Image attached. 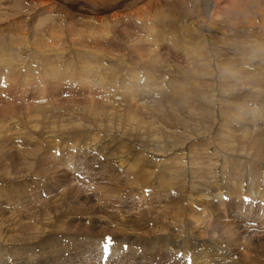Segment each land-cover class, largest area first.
Segmentation results:
<instances>
[{"label": "rangeland", "instance_id": "obj_1", "mask_svg": "<svg viewBox=\"0 0 264 264\" xmlns=\"http://www.w3.org/2000/svg\"><path fill=\"white\" fill-rule=\"evenodd\" d=\"M238 1L0 0V264H264V0Z\"/></svg>", "mask_w": 264, "mask_h": 264}, {"label": "bare ground", "instance_id": "obj_2", "mask_svg": "<svg viewBox=\"0 0 264 264\" xmlns=\"http://www.w3.org/2000/svg\"><path fill=\"white\" fill-rule=\"evenodd\" d=\"M208 1H210V2H208ZM174 2V1H173ZM251 3V2H250ZM243 4H245V3H243L242 2V4H241V6L243 5ZM178 5V4H177ZM209 6V8H211L212 7V9H211V12H212V14L213 15H216L217 13H218V11H219V8L220 9H223V8H225V7H229V11H232L233 9H237L238 7H240V2L238 1V0H204V7H206V6ZM244 8L245 7H247V5L245 4V6H243ZM262 7V6H261ZM264 10V9H263ZM228 11V12H229ZM226 13V12H225ZM218 15H216L215 17H217ZM212 18V17H211ZM238 19V18H237ZM217 21H218V19H217ZM221 21V20H220ZM215 23L216 22H214L213 21V26H215ZM217 24H219V23H216V25ZM173 25V24H172ZM175 25V24H174ZM221 25V24H220ZM227 25V24H226ZM237 25V24H236ZM212 26V27H213ZM235 26V25H234ZM173 27V26H172ZM220 27V26H219ZM218 27V28H219ZM239 27V26H238ZM221 28H223L224 29V27L222 26ZM223 29H221L222 31H223ZM237 29V28H236ZM181 30V29H180ZM220 30V31H221ZM187 31V30H186ZM218 31V30H217ZM185 32V31H184ZM239 34V33H238ZM54 37V36H53ZM90 37V36H89ZM100 37V36H99ZM194 39V38H193ZM203 39V38H202ZM237 40V39H236ZM136 41V40H135ZM202 42H203V40H201ZM197 42H199V41H197ZM201 43V42H200ZM2 44H3V42H2ZM199 44V43H198ZM202 46V45H201ZM200 46V47H201ZM215 46V45H214ZM231 46V45H230ZM193 47V46H192ZM205 46L203 45V47L202 48H204ZM236 49H237V47H235ZM240 49V48H239ZM56 50V49H55ZM192 50V49H191ZM209 50V49H208ZM211 50V49H210ZM232 50H234V49H232ZM198 51V50H197ZM202 50H200V52H201ZM205 51H206V48L204 49V52H202V55H204L205 54ZM211 51H214V53H216L215 52V50H211ZM238 51V50H237ZM242 51V50H241ZM3 52V51H2ZM208 52V51H207ZM207 52H206V54H207ZM192 53V52H191ZM220 53V52H219ZM205 54V55H206ZM238 54V53H237ZM237 54H235V55H237ZM240 54V53H239ZM243 54L244 53H241V55H239V56H237V57H235V58H238V59H240L244 64H246V60H244V58H243ZM198 55H199V53H198ZM214 55L215 54H213V53H210V57H213L214 58ZM221 55H222V53H221ZM224 55V54H223ZM234 55V56H235ZM14 56V55H13ZM160 56V55H159ZM44 57V56H43ZM196 58L198 57V56H195ZM206 57H208V54H207V56ZM206 57H204V58H206ZM232 57V56H231ZM200 58V57H199ZM261 58V57H260ZM198 59V58H197ZM212 59V58H211ZM234 58L232 57V59L230 58V57H225V59H223V62L221 63V66H222V69H224V71L226 70V73L229 71V69L230 68H228V69H226L227 67H225L226 65L228 66V64H231V62H232V60H233ZM200 60H201V58H200ZM209 60V59H208ZM220 60V59H219ZM264 60V59H263ZM197 61H199V59L197 60ZM202 61V60H201ZM205 61V64H206V66H207V60H204ZM204 61H203V63H204ZM207 61V62H206ZM210 61V60H209ZM190 62V61H189ZM200 62V61H199ZM198 62V64H200L199 65V67L201 66H203V65H201L202 63H199ZM142 63V62H141ZM190 63H192V62H190ZM211 63V62H210ZM210 63H208V65L210 64ZM10 64V63H9ZM154 64V63H153ZM158 64V63H157ZM218 64V63H217ZM220 64V63H219ZM148 65V64H147ZM192 65H193V63H192ZM211 66L210 67H212L213 68V71H216L217 73H221L220 71H219V67L220 66H218V65H215V64H210ZM196 67H197V65H195ZM167 67V66H166ZM200 67V68H201ZM3 68V67H2ZM21 68V67H20ZM194 68V67H193ZM258 68V70H259V72H263L264 71V67H263V63L261 62L260 64H259V66L257 67ZM1 69V68H0ZM28 69V68H27ZM145 69V68H144ZM175 69V68H174ZM182 69V68H181ZM185 69V68H184ZM203 69V68H202ZM211 69V68H210ZM172 70V69H171ZM192 70V69H191ZM199 70V69H198ZM197 70V71H198ZM204 70H205V67H204ZM1 71V70H0ZM128 71V70H127ZM152 71V70H151ZM168 71H170V69L168 70ZM188 71V70H187ZM193 71H195V70H193ZM200 71V70H199ZM198 71V72H199ZM219 71V72H218ZM257 71V70H256ZM172 72V71H171ZM189 72H190V70H189ZM205 72H206V70H205ZM210 72H212V71H210ZM258 72V73H259ZM1 73V72H0ZM4 73V72H3ZM6 73V75H7V73L8 72H5ZM260 73V74H261ZM9 74V73H8ZM24 74V73H23ZM165 74V73H164ZM195 73H193V75H194ZM199 74V73H198ZM200 74H202V73H200ZM225 74V73H224ZM177 75H179V74H177ZM259 74H256V76H258ZM8 76V75H7ZM6 76V77H7ZM104 76V75H103ZM190 76V75H189ZM192 76V75H191ZM199 76V75H198ZM48 77V76H47ZM167 77H169V76H167ZM170 77H172L171 75H170ZM184 77V76H183ZM186 77H188V75L186 76ZM196 76H194V78H195ZM208 77V76H207ZM159 78V77H158ZM160 78H161V76H160ZM179 78H180V76H179ZM189 78V77H188ZM191 78V77H190ZM196 78H198V79H200L199 77H196ZM20 79V78H19ZM178 79V78H177ZM182 79V78H181ZM206 79V78H205ZM194 80H196V79H194ZM193 80V81H194ZM209 80V79H208ZM23 81V80H22ZM165 81V80H164ZM185 81H187L186 79H185ZM184 81V78L182 79V84H183V82H185ZM192 81V80H191ZM167 82V81H166ZM169 82L171 83V81L169 80ZM187 83V82H186ZM177 84V83H176ZM182 84H180L179 85V87H181V85ZM185 84V83H184ZM184 84L182 85V86H184ZM188 84H189V81H188ZM188 84H186V85H188ZM191 84V83H190ZM40 85V84H39ZM42 86V85H41ZM166 86V85H165ZM178 86V85H177ZM11 87V86H10ZM172 87V86H171ZM231 87H233L232 85H231ZM234 88V87H233ZM146 89V88H145ZM178 90V89H177ZM183 90V89H182ZM231 90H232V88H231ZM186 91V90H185ZM186 95V94H185ZM189 95V94H188ZM188 95H186L187 97H188ZM192 96V95H191ZM184 97V96H183ZM169 98V97H168ZM168 98H166V99H168ZM185 98V97H184ZM187 99V98H186ZM174 100V99H173ZM169 101V100H168ZM192 101V100H191ZM168 103V102H167ZM145 104V103H144ZM182 104V103H181ZM183 105V104H182ZM187 105V104H186ZM189 106H191V105H189ZM229 106V105H228ZM234 107H236L237 108V106L236 105H233ZM171 107V106H170ZM184 107V106H183ZM190 108H192V107H190ZM224 108V107H223ZM240 108V107H239ZM156 109V108H155ZM182 109V108H181ZM192 109H194V108H192ZM191 109V111H193ZM231 109V108H230ZM187 110V109H186ZM239 110V109H238ZM190 111V110H189ZM224 111V110H223ZM130 113V112H129ZM243 113V112H242ZM127 114V113H126ZM104 115H106L105 113H104ZM155 116H157L156 114H155ZM160 116V115H159ZM238 116V115H237ZM114 117V116H113ZM125 118V117H124ZM128 118V121L126 120H123L124 122H129L130 120H129V117H127ZM133 118H135V117H133ZM61 119V118H60ZM112 119V118H111ZM114 119H116V118H114ZM229 119V118H228ZM263 119V118H262ZM121 120V119H120ZM118 120H115V122H117ZM119 122V121H118ZM120 123V122H119ZM130 123V122H129ZM232 123V122H231ZM56 124V123H55ZM117 124V123H116ZM115 124V126H116V129L119 127L118 125H116ZM123 123H120L119 125H122ZM132 124V123H131ZM130 124V125H131ZM124 125V124H123ZM122 125V126H123ZM127 125V124H126ZM130 125H128V127H130ZM53 126V125H52ZM118 126V127H117ZM121 128H124V126L123 127H121ZM126 128H127V126H126ZM132 128V127H131ZM138 128V127H137ZM118 130V129H117ZM121 130V129H120ZM128 131L130 130V129H127ZM126 130V131H127ZM2 131V130H1ZM124 131H125V129H124ZM142 131V130H141ZM125 134H126V132H125ZM116 135V134H115ZM259 137H263V136H259ZM41 138V137H40ZM48 140V139H47ZM113 141V140H112ZM39 142V141H38ZM119 142V141H118ZM121 143V142H120ZM119 144V143H118ZM253 145V144H252ZM255 145L256 146H258L259 148H261L262 146H264V140L263 141H260V142H256L255 143ZM129 149V148H128ZM227 149V148H226ZM253 149V148H252ZM134 150V149H133ZM230 150V149H229ZM254 150V149H253ZM159 151V150H158ZM241 152V151H240ZM264 153V152H263ZM263 153L261 154V155H263ZM128 155V154H127ZM159 155V154H158ZM127 157V156H126ZM263 157H264V155H263ZM145 158H146V156H145ZM254 158V157H253ZM256 159H258V158H256ZM264 159V158H263ZM259 160V159H258ZM152 161V160H151ZM260 161V160H259ZM263 162V161H262ZM127 163V162H126ZM188 163V162H187ZM191 163V162H190ZM156 164V163H155ZM126 165V164H125ZM147 166H145V167H148V164H146ZM191 165V164H190ZM143 166V165H142ZM152 166V165H151ZM150 167V166H149ZM151 168V167H150ZM142 169V168H141ZM145 170V169H144ZM148 170V169H147ZM182 171V170H181ZM163 174H164V170H163ZM143 176V175H142ZM174 178V177H173ZM24 244V243H23Z\"/></svg>", "mask_w": 264, "mask_h": 264}, {"label": "snow or ice", "instance_id": "obj_3", "mask_svg": "<svg viewBox=\"0 0 264 264\" xmlns=\"http://www.w3.org/2000/svg\"><path fill=\"white\" fill-rule=\"evenodd\" d=\"M112 243H113V242H112L111 238H107V242H106V244H105V246H104V252H105V253L108 252V249L111 247Z\"/></svg>", "mask_w": 264, "mask_h": 264}]
</instances>
